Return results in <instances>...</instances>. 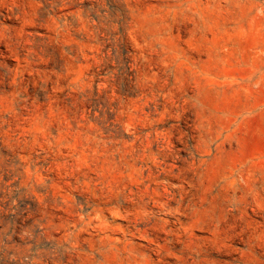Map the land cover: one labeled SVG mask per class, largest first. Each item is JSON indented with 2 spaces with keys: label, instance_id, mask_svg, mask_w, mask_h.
<instances>
[{
  "label": "rangeland",
  "instance_id": "374dc122",
  "mask_svg": "<svg viewBox=\"0 0 264 264\" xmlns=\"http://www.w3.org/2000/svg\"><path fill=\"white\" fill-rule=\"evenodd\" d=\"M0 264H264V0H0Z\"/></svg>",
  "mask_w": 264,
  "mask_h": 264
}]
</instances>
